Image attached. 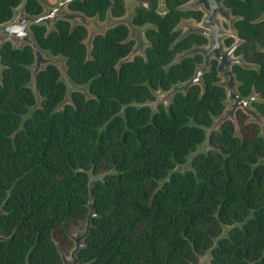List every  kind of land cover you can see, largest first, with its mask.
I'll return each instance as SVG.
<instances>
[{"label":"trees","instance_id":"16d2710c","mask_svg":"<svg viewBox=\"0 0 264 264\" xmlns=\"http://www.w3.org/2000/svg\"><path fill=\"white\" fill-rule=\"evenodd\" d=\"M22 0H0V22L10 19ZM134 23H151L145 55L123 59L132 49L128 27L117 23L94 35L88 51L87 29L64 19L47 33L32 24L39 45L65 57L68 76L87 84L63 101L66 84L58 67L48 63L36 76V102L28 44L0 48V264H64L70 234L83 227L88 212L87 169L102 173L92 188L91 228L77 252L89 264H196L218 237L203 264H264V138L260 124L237 109L239 134L231 119L210 134V148L196 154L190 168L177 163L204 139L201 125L220 114L226 96L218 85L216 60L203 75L205 90L192 84L176 93L167 110L134 102L154 100L153 90L168 89L188 79L201 54L166 65L206 37L191 32L173 42L182 17L199 20L202 10L179 8L188 0H137ZM146 2L147 5H144ZM240 42L236 54L257 68L235 64L238 90L259 95L252 105L264 115V0H224ZM69 8L104 19L125 11V0H73ZM31 14L43 10L38 0H25ZM231 37L225 39L232 43ZM231 225L220 236L223 225ZM10 236V237H8Z\"/></svg>","mask_w":264,"mask_h":264},{"label":"water","instance_id":"95a60500","mask_svg":"<svg viewBox=\"0 0 264 264\" xmlns=\"http://www.w3.org/2000/svg\"><path fill=\"white\" fill-rule=\"evenodd\" d=\"M42 6L43 10L37 14H31L25 11L24 2L22 0L19 4H22V9L18 11H14L13 15L10 19L0 22V48L5 40H10L12 42L13 47L20 48L25 44H28L32 47L34 54V61L29 65L31 70V78L28 84L33 88L36 95V102L32 105L29 111H32L36 106L40 103V95L36 86V76L37 73L43 69L48 63H52L56 65L60 71V78L66 84V94L63 101H69L70 92L74 89H80L84 92H87V84L86 91L81 89L67 74V67L65 65V57L61 54L54 55L48 49L42 48L37 42L36 38L33 35L31 30L32 24H44L47 28V33H49L53 28H55L56 22L59 19H64L69 21L72 26L77 24H82L87 29V36L84 39L88 51L90 50L92 39L95 34L105 32L109 27L116 25L117 23H124L127 25L129 32L127 39H133L134 37L139 40L142 39V36H145V31L149 27H155L154 24L144 23L141 25H135L133 23L134 12L132 10L131 14L128 16H112L110 9L107 10L106 16L104 18L103 23H99V18L96 15L87 16L83 11L75 10L69 8V3L73 0H56L54 3H48L46 1L38 0ZM130 1V0H129ZM18 4V5H19ZM135 4V2L130 1V7ZM128 4L125 5V11L127 9ZM158 12L160 14H164L166 11L165 0H159L158 4ZM179 8L187 9L194 8L200 9L204 13L202 19L199 21L198 25L192 23L191 20H185L181 18V20L177 23V25L173 28V30L182 29L185 26V29H182L181 33L174 39L173 42L178 39L184 37L185 35L191 32H197L205 35L208 38V44H196L194 43L187 49H184L181 52H178L172 60L166 65V67L172 63H175L182 59L187 55H191L194 53H200L202 55V61L197 62L195 65V69L193 74L185 80L177 81L171 84L170 88L163 89L158 88L153 90L155 94L154 100H145L144 102L138 103L134 102L138 105H149L151 106V112L157 110L159 104H163L165 108L168 110L172 101L173 96L182 92L184 95L187 94L189 87L192 84L198 83L201 86V91L199 94V98H202L204 90H205V81L203 79V75L210 68V62L212 58L217 60V72L218 76L222 77L221 80H217L216 83L225 88L226 98L223 99L224 109L220 114L212 116V123L209 125H201L205 130L204 139L198 143L197 148L194 151H191L187 155L186 165L190 168L193 157L199 152L206 151L210 148V134L219 130L222 122L227 119H231L235 124V134H239V126L236 120V111L237 109H242L249 117L248 120L256 121L260 124L261 132L260 135L264 138V115H262L256 107L252 105L253 100H258L259 95L252 91L249 95L243 96L240 94L238 90V79L236 77V73L232 69V66L238 64L240 66L246 68H257L258 65L256 63L247 62L243 59L242 54H236V48L240 42V38L237 35V31L234 27V22L240 16L232 14V10L230 7L224 5L223 0H188L179 6ZM221 17L225 19L228 23L229 29L231 32H228L221 23ZM264 18V14L261 16ZM190 19V18H189ZM138 26H143V30L137 28ZM227 35H232L235 37V41L225 47L223 42V38ZM146 38V36H145ZM147 39V38H146ZM135 43V40H134ZM149 44V40L147 39V44ZM134 46V44H133ZM133 46L131 51L123 58V59H131L136 54L145 55V47L144 53H133ZM264 49V47H262ZM4 65L0 62V80L1 73ZM68 99V100H66ZM264 161V159L260 160ZM178 164V163H177ZM176 164V166H177ZM175 166V169L177 167ZM184 168V169H186ZM179 169V170H184ZM87 173L89 175L88 178V188H89V197L88 202L86 203L88 207V212L86 215L85 224L82 230L78 229L74 234H70L71 239L74 242V246L70 251L69 257H67L62 251L61 258L65 264H89V262H80L77 256V252L85 245V238L88 235V232L91 228V218L96 215L93 210V196H92V188L96 179L102 176V173L93 174L92 169H87ZM2 205L0 206V213L2 212ZM231 225H223V231L220 236L226 235L228 228ZM10 237V236H8ZM7 238L3 235H0V240ZM217 238L213 245L206 250V252L200 256V260L196 264H203L210 259V251L216 246ZM60 250V249H59ZM29 252L26 256V264H30Z\"/></svg>","mask_w":264,"mask_h":264},{"label":"rangeland","instance_id":"374dc122","mask_svg":"<svg viewBox=\"0 0 264 264\" xmlns=\"http://www.w3.org/2000/svg\"><path fill=\"white\" fill-rule=\"evenodd\" d=\"M41 1H46L48 3H54L56 0H41ZM126 4H128L127 6V9L125 11V14L124 16H128L129 14H131L133 8H134V4L130 7L129 3L130 1L129 0H125ZM22 9V4H19L17 5L15 8H14V11H18V10H21ZM185 20H191L193 24L195 25H198L199 22H196L195 20L193 19H185ZM104 20H99V23H103ZM224 23L225 25V28L228 32H231L229 27H228V24L227 22L225 21V19L223 17H221V23ZM137 28L143 30V26H138ZM182 29H185V26L182 27ZM134 40H135V43H134V46H133V53H144V47L145 45L147 44V39L145 38V36L143 35L142 36V39L139 40L138 38L134 37ZM78 87H80L81 89L85 90L86 91V85L84 84H77ZM68 100V99H66ZM264 159V157H262V160ZM177 169H184L186 167H188V165H186V162H183V163H178L177 164ZM84 227V226H83ZM83 227H78L75 229L74 232H72L71 234H74L78 229L82 230ZM73 246H74V242H73ZM73 246L71 247V249L73 248ZM60 251H62L67 257H69V254H70V251L68 253H66L65 251H63V249L61 247H59Z\"/></svg>","mask_w":264,"mask_h":264},{"label":"flooded vegetation","instance_id":"af4514ba","mask_svg":"<svg viewBox=\"0 0 264 264\" xmlns=\"http://www.w3.org/2000/svg\"><path fill=\"white\" fill-rule=\"evenodd\" d=\"M130 1H133V2H135V4H134V8H133V12L135 13V7L140 3L139 1H137V0H130ZM187 2V1H186ZM223 3H224V0H223ZM143 4L144 5H147V3L146 2H143ZM158 4H159V0H158V3H157V7H158ZM125 5H126V2H125ZM225 5V4H224ZM156 7V11L158 12V8ZM124 13H125V11H124ZM123 13V14H124ZM159 13V12H158ZM122 14V15H123ZM204 14V13H203ZM122 15H120V16H122ZM112 16H114V15H112ZM203 16V15H202ZM202 16H201V18L199 19V20H196V19H194V18H191V17H182V18H184V19H188V18H190V19H193V20H195L196 22H199L201 19H202ZM115 17H118V16H115ZM100 20H104V19H100ZM133 23H134V16H133ZM135 25H141V24H136V23H134ZM151 24V23H150ZM228 24V23H227ZM222 26L225 28V25H224V23L222 22ZM229 27V26H228ZM235 27V26H234ZM226 29V28H225ZM236 29V28H235ZM180 31H182V29L180 30ZM129 32V31H128ZM181 33V32H180ZM179 33V34H180ZM203 35V34H202ZM205 36V35H204ZM206 37V36H205ZM233 38L234 40L232 41V43L235 41V37H233L232 35H227V36H225L224 38H223V42H224V44H225V47H228L229 45H231L232 43H230V44H226L225 43V39L226 38ZM239 37V36H238ZM147 38V37H146ZM203 44H208V38L206 37V42L205 43H203ZM199 45H201V44H199ZM212 60H216L215 58H212L211 59V62H210V65H211V63H212ZM201 61H202V55H201ZM201 61H199V62H201ZM234 66V65H233ZM233 66H232V69H233ZM216 70H217V60H216ZM234 70V69H233ZM235 72V71H234ZM217 75H218V72H217ZM219 78L217 79V80H221L222 79V77H220V76H218ZM216 80V81H217ZM225 89V88H224ZM225 93H226V91H225ZM225 98H226V96H225ZM224 98V99H225ZM63 261V260H62ZM64 263V262H63ZM65 264V263H64Z\"/></svg>","mask_w":264,"mask_h":264}]
</instances>
